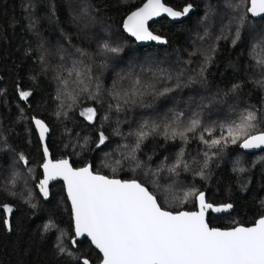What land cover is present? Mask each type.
Masks as SVG:
<instances>
[{
    "label": "trees",
    "instance_id": "16d2710c",
    "mask_svg": "<svg viewBox=\"0 0 264 264\" xmlns=\"http://www.w3.org/2000/svg\"><path fill=\"white\" fill-rule=\"evenodd\" d=\"M25 2L0 0V205L13 208L8 214L0 207V264H82L83 258L98 264L101 257L87 239L75 246L70 244L74 223L63 182L52 186L51 198L47 201L38 193L43 154L31 121L33 116L46 121L51 128L48 146L54 159L70 158L77 168L91 163L93 170L100 174L137 179L149 187L167 210H195L196 197L188 193L205 191L208 202L230 203L234 207L225 215L211 214L212 227L251 225L264 214L261 205L264 201V150L249 153L239 146L243 138L237 144L229 139L224 151L213 156L223 145L210 148L199 139L201 133L209 142L219 139L220 125L239 123L244 109L264 106V87L254 83L264 79V18L255 19L247 13L250 0H242V3L230 0L233 4L241 3L238 9L227 7L228 0H164L178 10L192 3L193 9L182 22L163 18L151 25L154 32L166 38L167 43L161 46L155 43L140 46L123 31L127 14L145 0H43L34 13L38 19L34 28L29 27ZM83 2L91 6L94 17L87 29H82L74 20ZM49 5L54 8V15ZM241 15L246 19L240 26L239 40L233 44ZM65 36L71 38L72 45L96 57L105 54L102 49L105 42L123 47L119 55L107 54L111 67L100 77L104 89H110L114 83L119 86L117 73L139 72L140 65L183 68L187 79L196 75L206 57H211V63L207 65L203 82L197 79L189 88L174 93L175 98L154 102L153 109L133 107L119 114L114 111L109 114L108 104L115 102L107 96L101 106L70 87L62 91L60 100L56 99L57 92L62 90L55 78L61 62L55 55H49L47 70L43 71L38 57L41 43L53 54L62 47L70 64L77 57L68 55L72 48ZM234 84L241 87L236 93H230ZM20 90L31 91L32 95L24 100L18 94ZM61 103L63 110L59 107ZM205 105L202 124L195 132L187 133V143L179 136L171 139L170 133L166 139L163 125L157 132L146 128L150 134L140 143L135 160L129 158L137 137L127 136V133L138 131L144 119L159 123L165 117L171 118L172 112L183 110L185 117L178 130L184 131L189 120L195 118L192 113ZM88 107L97 108L93 121L80 114ZM57 111H66L67 116L57 117ZM106 114L110 119H103ZM117 128L123 135L116 134ZM205 128L212 131L205 132ZM259 130H264V123L250 130V134ZM101 131L108 140L97 147ZM223 135L227 136L226 128ZM181 148L184 149L182 156L179 155ZM204 152L212 159L208 160ZM20 153L28 158L27 164L19 160ZM206 160L207 167H204ZM136 161H144L153 172L157 168L163 170L155 177L146 178L136 168ZM239 168L246 171L240 172ZM201 172L203 175L198 174ZM29 197L36 208L28 203ZM5 220L10 222L11 231ZM46 225H49L47 232L44 231ZM61 232L66 234L63 243L73 256L58 253L55 246Z\"/></svg>",
    "mask_w": 264,
    "mask_h": 264
},
{
    "label": "snow or ice",
    "instance_id": "6c2138e0",
    "mask_svg": "<svg viewBox=\"0 0 264 264\" xmlns=\"http://www.w3.org/2000/svg\"><path fill=\"white\" fill-rule=\"evenodd\" d=\"M42 2L43 0H26L24 4L30 28H34L38 23L34 13L42 5ZM241 3L233 4L228 0L226 6L238 9ZM49 7L54 15V8L51 5ZM192 9V3H187L182 10L176 11L166 6L161 0H146L141 7L127 14L122 26L137 41L167 43L161 35H156L150 30L149 21L162 13H166L172 18L185 17ZM246 11L252 16L264 15V0H250V7ZM245 19V15L239 17L233 44L240 38V26L243 25ZM74 20L82 29H87L94 22L91 6L86 2L81 3L79 13L74 16ZM207 35V31H205V36ZM64 38L72 48V52L68 55L77 57L71 60L70 64L66 60V50L62 47H58L53 54L49 53L41 43L42 51L38 57L43 71L47 70L49 55H55L61 62L56 70L55 78L62 85V90L57 92L56 99L60 100L62 91L66 92L70 87L73 92L78 89L80 93L86 94L87 99L95 101L101 106L107 96L115 102L108 104L109 114L113 111L119 114L125 109L133 107L153 109L154 102L168 97L175 98L173 97L174 93H180L185 88H189L197 82V79L203 82L207 65L211 63V57H206L196 75L187 77V79H185L186 70L183 68L169 69L151 63L147 67L140 65L139 72L117 73L119 86L114 83L110 89H104L101 86L100 77L111 67L107 54L119 55L123 52V47L111 46L105 42L102 45L105 54L96 57L89 54L87 50L72 45L70 37L65 36ZM212 52H215L214 48ZM194 54L190 53V55ZM32 79L35 80L36 77H32ZM254 83L264 87V79L256 80ZM17 87L19 88V86ZM240 87V84H234L230 93H236ZM18 94L22 99L27 100L32 92L20 90ZM68 95L75 100V97L70 93ZM59 107L63 110L64 104L61 103ZM205 107L207 105L203 106L200 111L192 113L195 118L189 120L184 131L178 130L185 117L183 110L172 112L171 118L165 117L159 123L155 120L144 119L139 125L138 131L127 133V136L137 137L135 147L129 153V158L135 160L134 154L139 149L140 143L150 134L149 131H145L146 128L151 132H157L163 125V134L166 139L169 138L170 133V138L173 140L177 136L186 140L187 133L195 132L201 126V116ZM61 114L67 116L66 111H57L56 116L59 117ZM80 114L86 116L89 121H93L97 116V108L88 107ZM32 119L38 129L39 138L44 140L49 132L48 125L42 119L35 117ZM103 119H110V115L106 114ZM239 120V123L233 121L220 125L222 134L219 139H211L209 142L204 140L203 133H201L200 141L210 148L223 145L213 153V156L224 151L229 139L232 144H237L243 138L239 146L244 149L264 147V130H259L254 135L250 134V130L258 129L261 123H264V106L260 108L250 106L244 109ZM116 122L119 127L120 121L117 119ZM224 128L227 130V136L223 135ZM204 131L211 132L212 129L205 128ZM116 134L123 135L118 131V128ZM107 140L108 137L104 132H99L97 147L103 145ZM43 151L45 155L48 154L46 144L43 146ZM183 154L184 149L181 148L179 155ZM203 155L208 160L212 159L207 152H204ZM19 160L24 164L28 163V158L23 153L19 154ZM116 163L120 164L121 161H116ZM42 167L44 178L38 184L40 193L44 198H48L50 195L49 181L57 177L63 178L74 214V234L69 242L75 246L78 238H90L91 243L102 253L99 264H264V214L256 219L251 226L237 225L227 230L210 228L206 220L207 212L209 210L227 211L232 209V204L214 207L213 204L206 201L203 191H194L189 192L188 195H195L198 201V211H168L158 202L157 196L149 190V187L137 179L109 178L100 175L98 170L94 171L91 164L82 168H73L66 159L55 162L48 159ZM187 167L185 164V170ZM204 167H207V160ZM136 168L140 169L146 178L155 177L158 172L163 170L157 168L153 172L144 161H136ZM238 170L246 171L244 168ZM198 174L203 175V172ZM28 203L32 208L37 207L35 203H31V197H29ZM261 205L264 206V201H261ZM0 207H3L8 214L13 212L10 205H0ZM4 223L11 231L10 222L5 220ZM44 231H49V225L45 226ZM65 235L64 232L60 233L55 247L59 254L73 256V253L63 243ZM82 264H92V262L84 258Z\"/></svg>",
    "mask_w": 264,
    "mask_h": 264
},
{
    "label": "water",
    "instance_id": "95a60500",
    "mask_svg": "<svg viewBox=\"0 0 264 264\" xmlns=\"http://www.w3.org/2000/svg\"><path fill=\"white\" fill-rule=\"evenodd\" d=\"M145 2H146V0H145ZM145 2H144V3H145ZM161 2L164 3L166 6L173 8V10L179 11L178 9L172 7L171 5L166 4V3L164 2V0H161ZM142 5H143V4H142ZM142 5H141V6H142ZM141 6H139V7H141ZM134 10H135V9H134ZM134 10H133V11H134ZM191 12H192V11H191ZM191 12L189 13L188 16L180 17V18H172V17H169L166 13H162L160 16L154 17L151 21H149L150 30H152V29H151V25H152L153 23L158 22V21H160V20L163 19V18H168V19H170L172 22H182V21L186 20V19L191 15ZM253 17H254L255 19H261V18H264V15H261V16H253ZM125 19H126V17H125ZM125 19H124V20H125ZM122 28H123V26H122ZM123 31L127 34V36H129L131 39H133L135 42H137L140 46H148V45H150V44H152V43H155V44H157V45H159V46L165 44V43H161V42H159V41H137V40H136L134 37H132L131 34L128 33L125 29H123ZM152 31H153V30H152ZM153 32H154V31H153ZM154 34H156V35H160V34H157L156 32H154ZM162 37H163V36H162ZM163 38L166 40L165 37H163ZM33 117H34V116H33ZM35 118H37V119H41V118H38V117H35ZM31 121H32L33 127H34V129H35V131H36V133H37L38 139H39V141H40L41 150H42V154H43V162L41 163V166H40V168H41V172H42V176H41V178L39 179V181H40V180H42V179L44 178V170H43L42 165H43L48 159H52L53 162H55V161H57V160H61V159H54V158H53V155H52V152H51L50 149H49V146H48V138H49V136H50V134H51V128L49 127V125L47 124V122L44 121V122L48 125L49 132H48L46 138H45L44 140H41V139L39 138V132H38V129L36 128V126H35V124H34L33 119H31ZM45 144L47 145V148H48V154H47V155H45V153H44V151H43V146H44ZM240 148H241L242 150L246 151V152H249V153H255V152H259V151L264 150V147H262V148H253V149H244V148H242V147H240ZM65 159L69 161V163L72 165L73 168H77V167H75V166L72 164L70 158H65ZM89 164H91V163H89ZM87 165H88V164H87ZM91 165H92V164H91ZM92 166H93V165H92ZM83 167H84V166H83ZM79 168H82V167H79ZM99 174H100V173H99ZM100 175H104V174H100ZM105 176H106V175H105ZM108 177H109V176H108ZM109 178H116V179L124 180V179H122V178H118V177H109ZM39 181L37 182V190H38L39 195L43 198V200H46V201H47V200H49V199L51 198L52 186H53L55 183H57V182H63L64 187H65V191H66V196H67V198H68V195H67V189H66V182L63 180V178H61V177H57L56 179L49 181V186H48V187H49V193H50V195H49L48 198H44V197L42 196V193H40L39 188H38ZM203 192L205 193L206 201L208 202V200H207V193H206L205 191H203ZM68 201H69V204H70V206H71V201H70L69 198H68ZM208 203H210V202H208ZM211 204H213V203H211ZM228 204H230V203H228ZM213 205H214V207H219V206H222V205H225V204H213ZM233 209H234V207H232V209H229V210H227V211H223V212H215V211H213V210H209V211L207 212V214H206V220H207V223H208L209 227H210V228H218V229H221V230H227V229H230V228L212 227V226L210 225V223H209V216H210V214H214V215H217V216L225 215V214L231 213V212L233 211ZM166 210H167V209H166ZM71 211H72V207H71ZM168 211H170V210H168ZM180 211H188V212L198 211V201H197V208H196L195 210H180ZM72 217H73V223H74V214H73V211H72ZM240 225H243V224H240ZM251 225H252V224H251ZM251 225H243V226L247 227V226H251ZM231 228H232V227H231ZM85 239H87V240L90 241V238H87V237H81V238H78V239H77V242H83ZM90 243H91V241H90ZM91 244H92V243H91ZM92 245H93V244H92ZM93 247H94V248L99 252V254L102 256V253L99 251V249H97V248L95 247V245H93ZM83 259H84V258H83ZM83 259H82V261H83ZM98 264H99V263H98Z\"/></svg>",
    "mask_w": 264,
    "mask_h": 264
},
{
    "label": "rangeland",
    "instance_id": "374dc122",
    "mask_svg": "<svg viewBox=\"0 0 264 264\" xmlns=\"http://www.w3.org/2000/svg\"><path fill=\"white\" fill-rule=\"evenodd\" d=\"M104 32V30H102ZM86 109V108H85ZM84 111V110H83ZM86 117V116H85Z\"/></svg>",
    "mask_w": 264,
    "mask_h": 264
},
{
    "label": "flooded vegetation",
    "instance_id": "af4514ba",
    "mask_svg": "<svg viewBox=\"0 0 264 264\" xmlns=\"http://www.w3.org/2000/svg\"><path fill=\"white\" fill-rule=\"evenodd\" d=\"M211 215V214H210Z\"/></svg>",
    "mask_w": 264,
    "mask_h": 264
}]
</instances>
